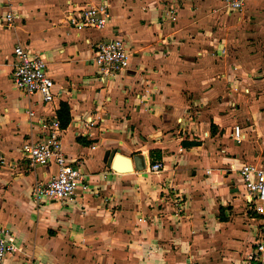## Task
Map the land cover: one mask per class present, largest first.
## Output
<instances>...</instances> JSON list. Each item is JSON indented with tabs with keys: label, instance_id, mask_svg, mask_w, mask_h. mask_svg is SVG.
<instances>
[{
	"label": "crops",
	"instance_id": "1",
	"mask_svg": "<svg viewBox=\"0 0 264 264\" xmlns=\"http://www.w3.org/2000/svg\"><path fill=\"white\" fill-rule=\"evenodd\" d=\"M7 1L0 0V227L19 250L4 263L240 264L259 220L244 205L237 171L264 162V0L239 12L222 0H11L17 17L6 26ZM102 3L111 16L103 30L68 24L71 6ZM114 37L124 40L130 64L100 81L93 47ZM17 44L46 61L51 103L12 87ZM60 102L70 113L62 151L80 163L84 189L70 201L35 203L33 183L55 167L22 159L19 147L42 136L26 111L56 117ZM112 152L129 158L132 171L111 169ZM156 162L162 169L149 172Z\"/></svg>",
	"mask_w": 264,
	"mask_h": 264
},
{
	"label": "built area",
	"instance_id": "2",
	"mask_svg": "<svg viewBox=\"0 0 264 264\" xmlns=\"http://www.w3.org/2000/svg\"><path fill=\"white\" fill-rule=\"evenodd\" d=\"M11 0L7 1L4 23L10 26L17 17ZM248 0H222L223 5L234 12L243 9ZM68 24L73 28H86L95 31L103 30L109 23L110 11L106 4H87L82 7L71 6L66 11ZM92 64L96 67L98 79L104 81L128 69L131 53L124 40L118 37L99 40L93 47ZM14 65L10 75L12 87L26 97L39 96L42 104L51 103L54 99V81L48 73L46 61L17 44L13 48ZM30 128H36L41 138L25 141L19 152L29 166H54L55 172L46 181H35L31 189V199L35 203L42 201L63 202L75 197L85 176L80 163L67 159L62 151L60 127L56 117L37 116L32 109L26 111ZM91 123V121H89ZM235 142L244 139L242 129L234 126L231 133ZM93 148V147H92ZM160 163H153L148 171L158 173ZM242 187V198L246 209L258 216V223L251 233L249 253L240 264H264V162L258 164L243 163L238 171ZM19 249L15 245L14 234L7 228L0 227V264H5L7 255ZM26 264H37L28 261Z\"/></svg>",
	"mask_w": 264,
	"mask_h": 264
},
{
	"label": "water",
	"instance_id": "3",
	"mask_svg": "<svg viewBox=\"0 0 264 264\" xmlns=\"http://www.w3.org/2000/svg\"><path fill=\"white\" fill-rule=\"evenodd\" d=\"M113 158V162L111 164V169L116 172H129L132 171L131 160L125 156L120 155L119 153L112 152L110 154L108 165ZM134 166L135 163L133 162Z\"/></svg>",
	"mask_w": 264,
	"mask_h": 264
},
{
	"label": "trees",
	"instance_id": "4",
	"mask_svg": "<svg viewBox=\"0 0 264 264\" xmlns=\"http://www.w3.org/2000/svg\"><path fill=\"white\" fill-rule=\"evenodd\" d=\"M56 118L61 129L67 127L70 122V113L67 103L60 102L59 108L56 111ZM191 145H196V143H191Z\"/></svg>",
	"mask_w": 264,
	"mask_h": 264
},
{
	"label": "rangeland",
	"instance_id": "5",
	"mask_svg": "<svg viewBox=\"0 0 264 264\" xmlns=\"http://www.w3.org/2000/svg\"><path fill=\"white\" fill-rule=\"evenodd\" d=\"M195 264H198V263H195Z\"/></svg>",
	"mask_w": 264,
	"mask_h": 264
}]
</instances>
